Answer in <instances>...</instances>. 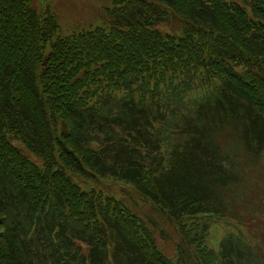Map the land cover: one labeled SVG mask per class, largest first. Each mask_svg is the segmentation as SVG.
I'll return each instance as SVG.
<instances>
[{"label":"trees","instance_id":"obj_1","mask_svg":"<svg viewBox=\"0 0 264 264\" xmlns=\"http://www.w3.org/2000/svg\"><path fill=\"white\" fill-rule=\"evenodd\" d=\"M110 3L61 36L0 0V264H264L233 204L264 158V0Z\"/></svg>","mask_w":264,"mask_h":264},{"label":"rangeland","instance_id":"obj_2","mask_svg":"<svg viewBox=\"0 0 264 264\" xmlns=\"http://www.w3.org/2000/svg\"><path fill=\"white\" fill-rule=\"evenodd\" d=\"M45 4L55 10L61 36L95 27L100 23L98 15L102 9L111 6L110 0H39L38 8ZM107 184L114 192L118 191V187L110 183H102L99 186L98 184H91V186L107 190ZM238 190H241L242 194L233 200V204L237 210L247 213V216L253 220L251 224L255 223L252 232L245 229L247 232L245 235L249 239H259V243L262 242L261 248L264 250V158L260 161L257 168L250 169V171L242 175ZM128 193L127 196L116 195V197L122 198L131 206L137 205L134 209L138 210L144 219L149 215L155 220L158 228L154 230L157 244L160 248L165 247L166 250H163L171 255V249H174V246L168 243L169 241L165 243L160 238V232L169 234L172 231V227L168 225L167 221H162L160 215H155L150 211L151 208L133 191H128ZM219 226L223 232L234 231L232 226L220 224L217 227ZM171 234L176 242L173 231ZM253 245L251 244L252 247Z\"/></svg>","mask_w":264,"mask_h":264},{"label":"water","instance_id":"obj_3","mask_svg":"<svg viewBox=\"0 0 264 264\" xmlns=\"http://www.w3.org/2000/svg\"><path fill=\"white\" fill-rule=\"evenodd\" d=\"M0 128L1 130H4L6 128V124L0 121Z\"/></svg>","mask_w":264,"mask_h":264}]
</instances>
